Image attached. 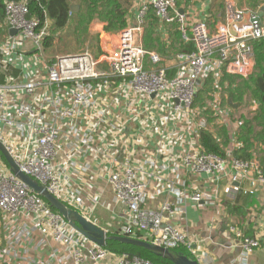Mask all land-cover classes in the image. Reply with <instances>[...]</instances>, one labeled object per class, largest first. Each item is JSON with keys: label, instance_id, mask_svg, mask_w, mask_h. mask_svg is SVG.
<instances>
[{"label": "built area", "instance_id": "2783aa9c", "mask_svg": "<svg viewBox=\"0 0 264 264\" xmlns=\"http://www.w3.org/2000/svg\"><path fill=\"white\" fill-rule=\"evenodd\" d=\"M131 5L135 6L134 24L119 34L116 47L105 50L99 57L86 51L45 56L42 40L46 30L40 28L38 20L28 18L27 5L24 2L5 5L7 36L0 43V68L3 64L10 66L17 75L8 76L0 83V144L22 173L64 205L66 170L79 168L74 150L80 155L82 151L95 152L106 163L105 178L115 201L126 208L127 218L121 233L133 238L139 232L140 240L175 255L176 249L184 248L199 264H207L203 254L194 256L196 241L170 223H163L165 213L169 216L175 213L170 203L164 202L159 210L145 207L151 177L141 178L132 157L127 154L118 158L113 152L102 154L93 145L104 127L111 130L114 126L103 106L105 95L122 91L126 103L141 99L137 109L131 106L134 117L147 115L146 119H150V126L142 125L145 130H140L141 134L157 127L159 120L152 116L153 111L167 113L169 122H165L167 131L162 134L163 140L173 134L177 121L184 122L186 144L180 167L187 174L205 176L210 186L190 193L183 181L179 187L170 186L168 193L176 194L181 202H203L213 208L220 202L223 180H227L232 192L236 184L246 181L250 189H241V192L252 194L264 185L258 162L231 157L235 146L233 135L239 123L230 116L237 118V113L244 109L241 103H233L223 96L218 83L223 73L247 78L254 72L252 42L264 38V23L256 20V12L239 7L233 0H224V23L214 32H209L203 22L189 23L184 13H178L175 0H131ZM148 12L161 24L175 23L182 42L192 43L194 50L176 54L172 66L162 63L158 54L145 52L141 38ZM247 13L250 14L248 24L238 28L236 24ZM9 29H16V35L9 36ZM26 42L30 44L28 49L23 48ZM172 70L174 74L169 75ZM207 76L218 90L209 104L215 125H225L230 138L226 158L206 154L198 144L199 130L209 126L203 111L192 106ZM257 108V101L251 100L246 111L253 113ZM62 125L68 128L67 135ZM65 147L72 152L58 164L57 158ZM146 162L156 165L154 160ZM0 213L17 216L45 239L67 248L72 264H83L85 257L92 264H104L108 255L103 248L88 245L43 198L9 169L1 168ZM229 232L239 241L235 264H248L249 256L260 246L261 235L245 236L232 226ZM6 255L7 250H0V264L6 262ZM108 264L152 263L138 256H119Z\"/></svg>", "mask_w": 264, "mask_h": 264}, {"label": "crops", "instance_id": "0c3cea01", "mask_svg": "<svg viewBox=\"0 0 264 264\" xmlns=\"http://www.w3.org/2000/svg\"><path fill=\"white\" fill-rule=\"evenodd\" d=\"M233 1L239 7L250 9L245 0ZM72 4V7L77 5ZM130 6L128 15H131L133 20L135 6L131 5V0ZM261 8H263L261 21L264 23V4H259L257 8L250 10L258 14ZM183 13L189 23L203 22L209 32H214L218 25L224 23V0L215 2L214 0H193L183 9ZM67 29V35L71 38L73 24H68L63 31ZM89 31L88 39L90 40L91 32L97 33L102 52L116 47L119 34L104 33L99 23L92 24ZM159 32L163 39L168 37L162 28ZM104 39L108 41L107 44H104ZM25 46L30 48L29 43L28 45L25 43L23 48ZM174 63L173 58L164 62L169 66ZM105 96L103 106L109 112V121L114 124L112 126L114 129L109 130L104 127L103 131L97 134L93 148L102 154L113 152L118 158L129 154L138 165L141 178L151 177L145 207L150 210H159L164 202L170 203L175 213L172 216L165 213L163 223H170L196 241L193 248L194 256L199 257L203 254L207 264H235L240 247L237 238L229 232V227L240 223L241 230L236 229L244 235L245 232H249L252 236L256 233L261 235L260 246L251 253L248 264H264V185L258 186L252 194L243 193L249 197L246 198L247 204L241 209V212L245 214L244 218L228 216L223 203L232 200L236 194L242 193L241 189L248 191L250 185L246 181L236 184L234 186L236 190L232 192L227 180H223L220 188V202L215 208L203 202L196 204L188 200L181 202L176 194L168 193L170 186L179 187V184L184 181L186 190L190 193L206 190L210 186L205 176L187 174L180 167L179 160L185 151L186 144L184 122L177 121L174 124L173 134L163 140L162 134L167 131L165 122H169L167 113L153 111L152 116L158 117L159 120L157 127L146 134H141L140 130H145L142 125L150 126V119H146L147 115L137 118L131 113L132 107L138 108L141 99L137 98L133 100V103H126L122 91L118 93L112 91ZM48 119L51 120V117L48 116ZM215 127L212 125L209 129L213 130ZM61 128L67 135L68 128L63 125ZM71 152L72 150L65 147L58 156L57 163L63 161ZM74 153L79 168L66 170L68 173L65 177L63 195L65 205L89 218L92 223L103 228L108 235L122 231L127 212L124 205L115 201L112 189L106 181L105 161L102 162L101 157L96 156L95 152L82 151L80 155L78 150H74ZM146 160H154L156 165H147ZM140 166L142 170L139 169ZM0 168L8 170L1 159ZM251 202L253 204L249 205ZM88 245L93 244L88 242ZM2 249L7 250L4 264H72L67 248L45 239L37 231L31 230L29 225L17 216L0 213V250ZM117 257L119 256L108 253L104 264L111 263ZM191 257L193 258V255ZM83 264H92V262L85 257Z\"/></svg>", "mask_w": 264, "mask_h": 264}, {"label": "trees", "instance_id": "16d2710c", "mask_svg": "<svg viewBox=\"0 0 264 264\" xmlns=\"http://www.w3.org/2000/svg\"><path fill=\"white\" fill-rule=\"evenodd\" d=\"M248 8L255 9L257 5H263V0H245ZM253 1V3H252ZM8 2H24L28 8V18L36 19L40 28H45L46 35L42 40L44 51L51 50L57 40V35L64 30L68 24H73L72 37L78 48L84 46V41L89 34L92 24L99 23L102 25V31L110 35L120 34L128 28V11L130 9V0H0V43L7 36L4 27V10ZM176 9H185L193 0H175ZM215 2V1H214ZM72 3L78 5V10L71 9ZM220 6V5H219ZM47 20L51 22L47 25ZM143 28L141 38L142 48L145 52H154L161 58V62L170 61L178 53H191L194 50L192 43L184 44L181 40L180 33L175 23L160 24L159 21L148 12ZM162 28L168 37L163 39L159 32ZM94 43L95 57H99L102 51L99 46L98 36ZM255 53L254 72L247 78H238L223 73L218 83L219 91L223 94L226 92L231 102L239 104L244 102L247 97L258 103L255 112H243L237 118L230 116L235 122L239 123L234 135L231 157L241 161H251L255 159L264 176V38L252 42ZM174 70L169 75L174 74ZM17 71L10 66L2 65L0 68V83H3L8 76H16ZM213 80L207 76L199 87L194 103H200L199 107L203 110V114L207 117L208 126L215 125V119L211 116L212 111L206 109V101L212 98L217 92L213 87ZM213 130L208 128L199 130L198 144L201 150L206 154H211L219 158L227 157V149L229 148L230 138L225 125H215ZM0 159L4 167L8 168L3 156ZM243 193L223 203L228 216H238L244 218L241 209L247 204ZM251 202L249 205H252ZM240 224V223H239ZM239 224L233 225L241 230ZM113 236H126L121 231L113 232ZM245 235L252 236L249 232ZM110 236V235H109ZM141 239L139 232L133 237ZM103 250L109 254L116 256H138L152 264H172L169 260L161 258L144 249L131 245L122 244L115 240L108 239ZM177 254L183 255L189 259H193L184 248L175 250Z\"/></svg>", "mask_w": 264, "mask_h": 264}, {"label": "water", "instance_id": "95a60500", "mask_svg": "<svg viewBox=\"0 0 264 264\" xmlns=\"http://www.w3.org/2000/svg\"><path fill=\"white\" fill-rule=\"evenodd\" d=\"M73 11L78 10V6L75 5L71 7ZM263 8H261L256 16V20L261 19ZM179 14H183V10L178 11ZM250 14H245L243 19L236 24L239 28L243 25L248 24ZM47 25H50L51 22L47 20ZM230 34L232 36L235 33L230 29ZM9 36H14L17 33L16 29H9ZM0 154L3 156L8 169L12 172L22 183L25 184L31 191L35 192L41 198H43L49 206L58 212L62 218L70 225V227L80 236L85 238L88 242L95 244L98 247L103 248L108 239L118 241L122 244L131 245L137 248L144 249L148 252H151L161 258L169 260L172 264H199L194 259H189L180 254H172L167 249L151 244L150 242H146L144 240L135 239L132 237L126 236H113L108 235L107 232L103 229L92 223L89 219L81 215L79 212L69 208L68 206L61 203L55 197L50 195L43 186L38 185L35 181H33L29 176L22 173L11 156L8 154L6 149L2 144H0Z\"/></svg>", "mask_w": 264, "mask_h": 264}, {"label": "rangeland", "instance_id": "374dc122", "mask_svg": "<svg viewBox=\"0 0 264 264\" xmlns=\"http://www.w3.org/2000/svg\"><path fill=\"white\" fill-rule=\"evenodd\" d=\"M214 1H216V0H214ZM128 21H129V24L130 25H132V24H134V21L131 19V15H128ZM129 25V26H130ZM67 31H68V29L67 30H65V31H63L62 33L60 32L58 35H57V40H56V42L54 43V46H53V48L50 50H47V51H44V54H45V56H47V57H52V56H54V55H60V54H72V53H77V52H81V51H86V52H88V53H90V54H92L93 55V53H95V47H94V43H95V41H96V34L97 33H95V31H92L91 32V34H90V37H91V40L90 39H88V36H89V34H88V36H87V38L85 39V41H84V46L82 47V48H78L76 45H75V43H74V41H73V37L71 36V38L67 35L68 33H67ZM89 33H90V31H89ZM117 35V34H116ZM98 40H99V38H98ZM27 43V45H28V42H26ZM107 44L108 43V41H105V39H104V44ZM99 44H100V42H99ZM28 46H25L24 48L25 49H28L27 48ZM44 50V49H43ZM102 51V50H101ZM238 79V78H237ZM226 94H228V93H226V92H223V96L224 95H226ZM225 99H223V101H224ZM212 102V98L210 99V100H207L206 101V109L208 108V109H210L211 110V108L209 107V104ZM250 102H251V98H249V97H247L246 98V100L244 101V102H241V105H242V108L244 109L241 113H243V112H247L246 110H247V108H248V106H249V104H250ZM199 105H200V103H193V108H195V109H199V110H201V108L199 107ZM203 111V110H202ZM240 113V114H241ZM240 114H237V116L238 115H240ZM211 116H212V114H211ZM203 117L206 119V121H207V117H206V115H204L203 114ZM213 117V116H212ZM215 124V123H214Z\"/></svg>", "mask_w": 264, "mask_h": 264}]
</instances>
